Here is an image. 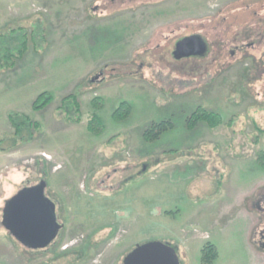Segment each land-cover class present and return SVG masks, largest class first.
<instances>
[{"label":"rangeland","instance_id":"rangeland-1","mask_svg":"<svg viewBox=\"0 0 264 264\" xmlns=\"http://www.w3.org/2000/svg\"><path fill=\"white\" fill-rule=\"evenodd\" d=\"M13 27L34 31L21 60L0 71V148L15 139L9 112L40 128L7 148L15 159L0 173V264H124L155 241L181 264H202L209 241L211 264H252L244 207L264 183V0H0V32ZM190 33L207 39L209 54L176 61L173 46ZM44 91L50 101L33 110ZM70 92L77 123L57 108ZM95 96L103 127L90 133ZM121 101L131 111L117 120ZM198 108L222 124L189 128ZM167 119L172 127L143 140ZM37 183L60 228L30 248L5 229L3 210Z\"/></svg>","mask_w":264,"mask_h":264},{"label":"trees","instance_id":"trees-1","mask_svg":"<svg viewBox=\"0 0 264 264\" xmlns=\"http://www.w3.org/2000/svg\"><path fill=\"white\" fill-rule=\"evenodd\" d=\"M34 29H27L24 27H13L3 32H0V71H9L14 65L21 60L29 48V32L33 34ZM41 33V32H40ZM42 31V38L44 39L45 33ZM34 40H32L33 42ZM51 99V93L44 91L40 93L33 101V110L44 107ZM93 112L89 113L86 121V128L90 133H99L102 129L97 111L102 106V99L95 96L90 101ZM59 108L64 115L66 121L77 123L81 120V105L76 94L70 92L64 95L58 103ZM131 111V105L126 101H121L118 106L112 111L114 119L121 120L126 118ZM9 123L14 130L13 145L17 140L28 142L33 138L34 131L40 128V123L33 120L28 114L21 112H9ZM198 122H203L209 127H218L222 124L221 115L215 112H210L205 109L198 108L194 110L187 118L188 127L192 128ZM172 127L171 120H163L157 123H152L147 126L143 133L142 138L144 141H153L159 138L161 133ZM264 154V152L262 153ZM261 158V154L259 155ZM218 257V250L216 246L210 242H205L201 249V263L211 264Z\"/></svg>","mask_w":264,"mask_h":264},{"label":"water","instance_id":"water-1","mask_svg":"<svg viewBox=\"0 0 264 264\" xmlns=\"http://www.w3.org/2000/svg\"><path fill=\"white\" fill-rule=\"evenodd\" d=\"M193 44L194 50H188ZM206 45L200 38L189 37L176 44L175 59L201 55ZM44 184H38L21 190L3 210L4 227L22 244L38 248L51 240L60 225L54 216V203L45 197ZM29 193H32L29 195ZM124 264H181L175 250L161 242L138 244L127 255Z\"/></svg>","mask_w":264,"mask_h":264},{"label":"flooded vegetation","instance_id":"flooded-vegetation-1","mask_svg":"<svg viewBox=\"0 0 264 264\" xmlns=\"http://www.w3.org/2000/svg\"><path fill=\"white\" fill-rule=\"evenodd\" d=\"M116 2V0H112V3ZM119 2V1H118ZM120 3H123L122 1ZM142 5H137L135 7H138L140 10ZM145 6V5H144ZM189 37H195V38H200L206 45V51L201 54V55H195L192 54L187 57H183L180 59H175L176 61L179 60H187L189 58H205L210 51V44L207 41V39L200 33H190V34H185L181 37H179L176 41V43L173 46L172 50V56L176 48V44L178 42H181L185 38ZM251 45V43H248L247 46ZM195 46L193 44L188 46V50H194ZM174 57V56H173ZM260 191L255 192L253 196H249L245 198V213L248 216L247 219V232H246V241L249 249V257L252 262V264H264V183L261 185ZM259 188V186H257ZM256 187V188H257ZM32 193H29V195ZM55 216V213H54ZM56 222L59 224L55 217ZM60 225V224H59ZM211 243V241H209ZM213 244V243H212ZM203 247V245H202ZM201 247V249H202ZM200 249V252H201ZM201 257V256H200Z\"/></svg>","mask_w":264,"mask_h":264},{"label":"crops","instance_id":"crops-1","mask_svg":"<svg viewBox=\"0 0 264 264\" xmlns=\"http://www.w3.org/2000/svg\"><path fill=\"white\" fill-rule=\"evenodd\" d=\"M4 129L7 132L12 130L10 124L9 125L7 124V127ZM9 147L7 146L6 148H0V173H4V171L14 167V159H15L14 150H12V149L8 150L7 148H9ZM35 171H36V169H35ZM38 184L39 183L34 184L32 186H35ZM32 186H30V187H32Z\"/></svg>","mask_w":264,"mask_h":264}]
</instances>
